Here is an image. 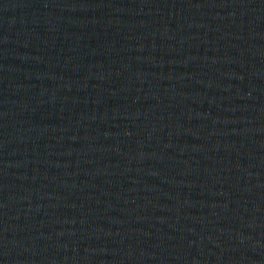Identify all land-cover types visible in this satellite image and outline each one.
Listing matches in <instances>:
<instances>
[{"label": "water", "instance_id": "95a60500", "mask_svg": "<svg viewBox=\"0 0 264 264\" xmlns=\"http://www.w3.org/2000/svg\"><path fill=\"white\" fill-rule=\"evenodd\" d=\"M0 264H264V0H0Z\"/></svg>", "mask_w": 264, "mask_h": 264}]
</instances>
